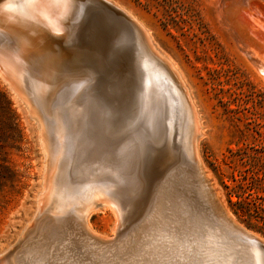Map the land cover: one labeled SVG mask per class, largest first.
Wrapping results in <instances>:
<instances>
[{
	"label": "rangeland",
	"instance_id": "374dc122",
	"mask_svg": "<svg viewBox=\"0 0 264 264\" xmlns=\"http://www.w3.org/2000/svg\"><path fill=\"white\" fill-rule=\"evenodd\" d=\"M13 1H7L6 12L11 10ZM77 1L53 0L56 14L51 20L58 25L57 31L48 30L50 23L41 21L39 24V28L44 30L48 28L47 37L51 40L46 51L59 66L50 77L48 75L47 81L38 93L25 82L19 81V76L16 79L6 73L0 65V71L3 73L0 72V75L8 81L7 84L0 76V88L5 92L17 116L21 135L17 149H11L9 156L10 163L18 175V181L0 197L3 204L0 213V250L4 249L7 243L14 239L15 233L24 226L30 228L32 232L34 223L41 215L47 219L61 215L68 217L73 216L76 211L80 212L92 206L95 209L88 216L89 226L98 234L110 236L108 240H116L119 243L124 238L120 245L127 242L124 249L120 250V254L118 252L116 260L114 257V260L111 258L112 262H109L111 259H107V264H150V262L151 264H251L252 258L245 250H239L227 243V234L220 226L217 214L224 221L228 220L221 209L217 210V207L215 209L214 203L215 200L219 202L230 220L238 224L239 221L232 214L227 201L229 190L241 182L242 177L249 179L255 176L260 179L261 185H264V73L259 72L247 58L249 56L262 59L260 61L264 63V0H112L131 12L146 27L158 50L173 61L187 84L202 126V136L198 137L197 151L203 174L198 173L200 170L190 156L189 144L192 136L189 132L192 127L189 125V115L180 91L171 80L166 82L164 79V133L157 146L158 150L163 151L154 152L156 158L153 160L152 174L129 187L103 169L101 158L93 155L85 160L84 164L81 162V168L83 166L86 171L81 169L72 183L68 185L65 183L66 186L62 182L60 186H55V196L43 208V214L38 211L35 216L37 196L39 197L38 193L43 189L44 156L36 121L30 117L26 105L19 97L29 101L39 113L50 154L59 151L63 156L82 147H93L92 141L77 138L73 132L64 128L61 121L65 111H75L78 117L82 118L84 113L88 114L96 110L98 106L92 102L93 97L90 98L95 92L102 98L106 118L119 123L120 134L129 133L121 137L115 146L125 145L135 137L147 133L148 110L153 108L152 105L157 98L147 97L145 91L144 95L137 97L133 104L129 103L122 81L104 76L100 72L101 67L89 63L84 58L82 49L74 42L70 26L75 13L74 4ZM245 34L249 35L246 37ZM34 45L40 48L44 42L37 40ZM244 47L246 51L248 50V56L243 53ZM1 50L2 39H0L2 54ZM142 78L139 81L140 93L143 91ZM155 80L160 81V79ZM9 84L17 91L16 93ZM102 84H105V87ZM109 88L111 90H108ZM104 94L110 98L104 97ZM112 97L113 99L115 97V100ZM143 107L146 111L142 109ZM183 112L185 114L182 116ZM98 121L99 118L92 129V133L94 132L92 135L95 134L99 140L100 121ZM131 130L133 132H130ZM184 131H187L188 136ZM184 138H190V140L185 139V142H189V147L185 146L187 142L184 144ZM65 167L63 165L62 169L65 170ZM199 178H202V181ZM225 185L228 186L227 189ZM84 196L89 198L82 200ZM102 198L119 203L114 234L111 229L115 216L108 206H101ZM229 198L231 201L236 200L234 196ZM56 199L63 200L64 203L61 204L59 211L54 206ZM148 214L151 219L148 218ZM33 216V220H30ZM38 232L39 237L34 234L36 237L33 238L39 240L41 237L40 245L56 242L47 229L41 228ZM82 239L84 241L82 240L75 248L76 252L79 251L75 259L82 254L81 258L78 256L77 259L79 264L91 262L95 264L94 254L97 252L94 250L98 249L97 239L93 241L86 237ZM134 243L140 245L136 249L133 247V250L140 254L132 250ZM28 246L30 247L28 244L22 250H28ZM42 246L39 247L40 253H47V249L43 251L46 246L45 248ZM49 246H47L48 252L53 254L51 249L54 246ZM130 248L132 252L129 251ZM88 255H94V258ZM141 255H145V258L143 259L144 256ZM30 257L26 264H33V261L38 264L40 259L39 264H49L46 260L43 263L44 258L42 259L41 256L38 258L32 256L34 260ZM20 258H23L20 259V264H24V257ZM119 258L126 261L121 262ZM53 259H49L50 263L54 261L56 264V258ZM81 259L82 261H79Z\"/></svg>",
	"mask_w": 264,
	"mask_h": 264
},
{
	"label": "bare ground",
	"instance_id": "6f19581e",
	"mask_svg": "<svg viewBox=\"0 0 264 264\" xmlns=\"http://www.w3.org/2000/svg\"><path fill=\"white\" fill-rule=\"evenodd\" d=\"M7 1H9V0H7ZM65 1H67V0H65ZM107 1L110 2L112 5H114L115 7H117L118 9H120L124 14H126L131 19V21L138 27V29L140 30V32H141V34L143 36V39H144V41L146 43V46H147L148 50L150 51V53L158 61H160V63L162 64V66L164 68V70H162V74L161 75H158L157 72L155 71V79H160V81L155 80L154 84H151V85H150V82H149V85L150 86L146 90L147 97H153V96L154 97H157L156 98V101L152 105L153 108L148 110V112H149L148 113V118H147L148 119V121H147L148 126L146 125L147 126V129H148L147 130V133L146 134L144 133V135H142L140 137H135L134 139L130 140V142L127 143V144H125V145L115 146V144H118V142L121 139V137H123L125 135H128L129 133L120 134L118 132L119 131L118 130L119 123L117 121H115V120L111 121V119L109 120L108 118H106L105 111H104V108H103V105H102V98L99 96V94L97 92H95L93 96L91 95V97H90V95H87V97L88 96L90 98L93 97L92 98V102H94L96 104L95 106H98L97 109L95 108L96 110H93L92 111L93 113L92 112H90L88 114L84 113V116L82 118H80V116L78 117V115L75 113V111H73V112L65 111L64 114H63V120L61 121L63 123L64 128L67 129V130H69V131H71V132H73V134L77 138L83 139L85 141H92L93 147L92 148H90L89 146H86V147H89V148H86V147L83 148L82 147L79 150L66 153L64 156L61 155V153H59V151H57V153H54V154L51 153L50 154V151L47 148V141H46V138L44 136L45 134H44V131H43V125H42V121H41V117L39 116V113L36 111V109H34L31 106V104L29 103V101H27V100L19 97L20 100L22 99L24 105H26L30 117L33 118L36 121L37 129H38V132H39L38 134H39V142H40V145H41L40 147L42 148L43 156H44V159H43L44 160V162H43L44 163L43 164L44 165V171H43V176H42V179H43V189H42L41 193L40 192L38 193V194H40L39 197L37 196L38 200L36 199L37 200V202H36L37 204H36V207H35V210H34L35 216L37 215V212L38 211L41 214H43V208L46 205H48L49 202L51 201V199L55 196V194H54V192H55V186L56 185L60 186V184L62 182H63V185H66V184L68 185V184L72 183V181H74V179H76V176L79 175L78 173L80 172V170L83 169V166H82V168L80 166L81 165V162L84 164V161L85 160H88V158L90 159V157H92L93 155H97V156H99L101 158V160H102L101 163H102V168L103 169H105L106 171L110 172V174L111 175H114V177H116V179L118 181H121L123 184H125L126 186H129V187L132 186V185H134V184H136L140 180L144 179L145 177H147V175L152 174V172H153V170H152V168H153V160L156 158L155 153H158V152L163 151L162 149L161 150H158L157 146L160 143V141L162 139V136H163V133H164V121H165L164 120V116H163V110H164V107H165V104H164V97H165V95L163 93V89H164L163 85L165 83L164 82V79H165V81L166 80L167 81L168 80H171V82H173L172 84H176L177 88L180 91V94H181L180 96H182L183 103L186 106L187 114L189 115V125L192 127L191 128V131L189 132L191 134V136H192V139L190 141V144L187 141H186L187 142V145L185 144L186 143L185 142V139H189L190 140V138H184V141L183 142H184L185 146H188V144L190 145V151H189L190 152V156H191V158H192L195 166L201 171V172L199 171L198 173H202L203 174V170H202L201 165H200L198 151H197L198 150L197 149V146H198L197 141L199 139L198 137L202 136V126H201V123H200L199 114L197 112V109H196V106H195V104L193 102V99H192V97L190 95L189 88H188L187 84L185 83L182 75L180 74L178 68L175 66V64L173 63V61L169 57H167L165 54H163L161 52V50H158V48L156 47V44L154 43V41H153V39H152L149 31L146 29V27L131 12H129L128 10H125V8H123L121 5L116 4L117 2L112 1V0H107ZM13 2L14 3H13V5H11V7H10L11 10L9 9L10 10L9 12H6V9H7L6 4L4 5V7L2 9H0V39H2V50H1V52H3L2 54L0 53V60H1L0 61V65H1V68L4 69V71L6 73H8L9 75H12V77H14L16 79L19 76L20 77V80L19 81L25 82L26 84H28L33 89L34 92H37L38 93L41 90V88L43 87L44 83L47 81L48 75L50 77V75L55 70L57 71V67L59 66V64H57L55 62V60H53L50 56H48L49 54H47V51H46L47 50L46 48L49 45L50 40H51V39H48V37H47V31L48 30H55V31L58 30L57 29L58 25L56 24V22H53L51 20L52 17L56 14L55 13V5L53 4L54 3L53 0H14ZM229 10H230V8H229ZM60 11H63V10H60ZM254 14H255V12H254ZM76 15H77V12L74 13V17ZM229 15H230V13H229ZM232 16H234V15H232ZM41 21L42 22H46V23H50L48 25L49 26L48 27L49 29L47 28L48 30L47 29L44 30L42 28H39V24H40ZM78 25H80V24H78ZM235 29H237V28L235 27ZM246 35L247 34H245V36ZM37 40H41L42 42H44V45L42 47H40V48H38L37 46H35L34 45V42H36ZM72 50H73V48H72ZM247 51H246V48L244 47L243 53H244L245 56H248V52ZM259 52L262 53L263 51H259ZM247 58H249L250 63L259 72L264 73V63H262L260 61L262 59L258 60V59L254 58V57H249V56ZM65 63L67 64L68 63V60L65 61ZM89 65L90 64H88V66ZM31 70H32V74H31ZM91 70L93 71L92 68H91ZM70 71H69V73H71ZM0 76L3 79H5L3 81H5V82L7 81L6 78H4V76H2V75H0ZM102 83H104V82H102ZM9 85L8 86L13 90V92L16 93L17 91L13 88V86L11 84H9ZM102 85L104 86L105 84H102ZM106 86H107V83H106ZM108 90H111V88H109ZM114 91H112V92H114ZM178 93H177V96H179ZM86 94H87V91H86ZM167 94H169V93H167ZM115 95H117V94H115ZM17 96H19V95H17ZM103 96L105 97L106 95L104 94ZM106 98H110V97L106 96ZM37 99H39V98H37ZM112 99H113V97H112ZM109 100H111V99H109ZM113 100H115V97H114ZM120 100H121V98H120ZM91 104H93V103H91ZM118 104H119V102H118ZM147 105H146V107H147ZM174 105H176V104H174ZM168 108H170V107H168ZM142 109H144V107ZM145 111H144V113H145ZM165 111H167V110H165ZM184 114L185 113L183 112L182 116ZM170 115H171V113H170ZM97 118H99V121H100V122L98 121L99 124H100V126H99L100 127V133L98 135L100 137L99 140H98V138L96 137L95 134L92 135L94 133V132L92 133V129H93V127L95 126V124L97 122ZM167 122L170 123V121H167ZM167 127H169V126L167 125ZM94 129L97 130L98 128L97 129L94 128ZM130 132H133V130H131ZM184 133H187V131H184ZM187 136H188V133H187ZM187 136L185 135V137H187ZM169 137L170 136L168 135V140L170 139ZM181 137H183V136H181ZM168 143L170 144V142H168ZM185 148L186 149H189L187 147H185ZM63 165L66 166L65 167V170L62 169ZM83 171H86V170L83 169ZM59 172H62V173H60L61 175L59 174ZM85 175H88V174H85ZM56 176H58V177H56ZM204 184H206V183H204ZM41 185H42V183H41ZM211 195L213 196V199H214L215 198L214 195L212 193H211ZM88 198L89 197H85L84 196V198L82 200H87ZM101 201H102L101 206H104V207L105 206H108L109 209L114 213L115 221H114L113 227L111 229L112 233L114 234L115 231H116L117 220H118L116 216H117V213H118V210H119V205H118L119 203L117 201H113V200L112 201L111 200L107 201L106 198L105 199L102 198ZM209 201H211V200L209 199ZM61 204L62 205L64 204L63 203V200L56 199L54 206H56V209H58V211L60 209ZM214 205H215V209H216V207H217V210L218 209H221L223 211V213H224L225 218L227 220H230V218L227 216L226 212L223 210V208H222V206L220 205L219 202H217L215 200ZM213 207L214 206H212V208ZM93 209H95V208L91 206L90 208H86L83 211L82 210L80 212L76 211L73 216L65 217L64 215H61V216H59L57 218L55 216H53L54 219H47V218H45V217H43L41 215L40 218L34 223V225H33L34 227H33L32 233L37 234V232L41 228L47 229L48 232L52 235V237L56 241L54 244H53V242H51L52 244L49 243L50 246H52V245L54 246V248L51 249V250H53L52 251L53 254H51V252L50 253L48 252L47 246H49V244H46L45 245L46 248H45V246L40 245V243L42 244V242L40 241V238L41 237L39 238V240H38V238H35V239L32 238V239H34V242L31 245V243H32V241H31L30 247L28 246L29 249L28 250H25V251L22 250L24 252H23V255L21 257H24V264H26L25 262H27L29 260V256H31L30 259L32 258V256H33V258L34 257H37L38 258L39 256H41L42 259L44 258L42 260V262L44 260H46V261H49V264H51V263L54 264V261H52L50 263L51 260H49V259H51V258H54L53 260H55V258H56V260H55V263L56 264L57 263L67 264L66 262H69V261H72L73 262L71 264H79V262L77 261V259L81 258V255L82 254L81 255H78L80 257L78 258V256H77V259H75L76 258V253L79 252L78 250L76 252L75 248H76L77 244H79L83 240L82 237H86L90 241H93L94 239H97L96 242H97V245H98V249L96 248L97 251L94 250L95 252H97L96 254H94V255H96L95 261H96L97 264H107L106 263L107 259L109 260L111 258L113 260L115 258V260H116L118 252L120 254V252H121L120 250L122 248L124 249V247H125L124 245L127 242L120 245L119 243L121 241H123L124 238L118 243L116 240L115 241L114 240H108V239H110V236L98 234L97 232H95L89 226V223H88V216H89L90 212L93 211ZM99 209H101V208H99ZM156 212H158V211H156ZM151 213H152V211H151ZM217 215H218V222L220 223V226L222 227V229H224L225 231H229L230 230V227H229L230 224H229V222L228 221H224L219 214H217ZM148 216H149V214H148ZM62 217H65V218H62ZM33 218H34V216L30 220H33ZM58 218H62V219H58ZM148 218H150V216ZM153 219H155V218L153 217ZM157 219H159V218H157ZM157 219H156V222H157ZM160 221H161V218H160ZM145 222H147V221H145ZM28 223H30V221ZM28 223H27V225H29ZM141 223H139V225ZM149 228H151V227H149ZM152 232H153V230H152ZM131 233H132V231H131ZM40 234L42 235V232ZM132 234H134V233H132ZM146 234H147V232H146ZM154 234H156V233H154ZM149 235H151V234H149ZM34 236L36 237V235H34ZM128 236H129V234H128ZM152 236H154V235H152ZM207 236L209 237V235H207ZM37 237H39V235ZM127 237H126V239H127ZM138 237H140V236H138ZM158 237H159V235H158ZM65 239H67L66 240L67 241L66 243H65ZM226 240L228 241L227 243H229L230 245H233L234 248L236 247L239 250H241V249L242 250H245L246 253H248V255L251 256V258H252L251 264H260L259 263V259H258V253H257V250L255 248L245 247V246L244 247H239V246L235 245V243H233L229 239L228 235H227ZM39 241H40V243H39ZM42 241H43V239H42ZM47 241H49V239ZM90 241H87V242H90ZM44 242H43V245L45 244ZM136 243H134V246H132V250H133V247L135 249L136 248H139L138 246H140V245L138 244V246H137V245H135ZM157 243H158V241H157ZM157 245H156V247H158ZM40 246H42V248H45L43 250L44 252L47 249V253L46 252L45 253L42 252L43 254H41L40 253V249H39ZM88 247H90V246H88ZM226 247H227V245H226ZM92 248H93V245H92ZM149 248L151 249V247H149ZM164 248L165 247H163V249ZM216 248H217V246H216ZM128 249H129V247H128ZM147 249L148 248H146V250ZM132 250L130 248L129 251L132 252ZM230 250L232 251V249H230ZM26 251H28V252H26ZM134 252L136 253L137 251L135 250ZM151 252H152V250H151ZM174 252H176V249H175ZM137 253L140 254L139 252H137ZM85 254H86V252H85ZM138 254H136V255L134 254V255L137 256ZM94 255H88V257L89 256H93V258H94ZM125 255H127V254L125 253ZM141 256H144L143 259L145 258V255H141ZM149 256H150V254H149ZM230 257H231V255H230ZM121 258H123V257H121ZM160 258H161V256H160ZM20 259L23 260V258H20ZM91 259L92 258H90V261H91ZM112 259L109 262H112L113 261ZM40 260H39V263H40ZM122 260H121V262H125L126 261V260L125 261H122ZM128 260L130 261V259H128ZM160 260H162V259H160ZM36 261H37V259H36ZM79 261H82V259L79 260ZM90 261H88V262H90ZM129 261H127V262H129ZM133 261H135V260H133ZM149 261H150V259H149ZM149 261L146 260V262H148V263H149ZM33 262H34L33 264H36L35 261H33ZM121 262H119V263H121ZM136 262H139V261L136 260ZM83 263H85V262H83ZM0 264H4V263H0ZM27 264H29V263H27ZM85 264H93V263L91 262V263H85ZM116 264H118V263H116ZM122 264H124V263H122ZM150 264H151V262H150Z\"/></svg>",
	"mask_w": 264,
	"mask_h": 264
},
{
	"label": "water",
	"instance_id": "95a60500",
	"mask_svg": "<svg viewBox=\"0 0 264 264\" xmlns=\"http://www.w3.org/2000/svg\"><path fill=\"white\" fill-rule=\"evenodd\" d=\"M74 10L77 15L70 26L76 46L89 63L101 67L104 76L122 81L127 100L133 104L154 84L155 71L162 74V64L148 50L138 27L107 0H78ZM228 222L230 230L225 232L229 239L239 247L255 248L259 263L264 264V237L239 222ZM33 236L26 226L15 233L14 239L0 250V263L20 264L22 249L30 245Z\"/></svg>",
	"mask_w": 264,
	"mask_h": 264
},
{
	"label": "trees",
	"instance_id": "16d2710c",
	"mask_svg": "<svg viewBox=\"0 0 264 264\" xmlns=\"http://www.w3.org/2000/svg\"><path fill=\"white\" fill-rule=\"evenodd\" d=\"M20 138L17 116L5 92L0 88V197L18 181L9 156L11 149H17ZM224 187L228 188L226 185ZM228 194L227 201L236 219L264 237V185H261L260 179L255 176L249 179L242 177L241 182L231 188ZM230 196H234L236 200L231 201ZM2 208L0 199V213Z\"/></svg>",
	"mask_w": 264,
	"mask_h": 264
},
{
	"label": "clouds",
	"instance_id": "9594fccd",
	"mask_svg": "<svg viewBox=\"0 0 264 264\" xmlns=\"http://www.w3.org/2000/svg\"><path fill=\"white\" fill-rule=\"evenodd\" d=\"M6 3L7 0H0V9H2Z\"/></svg>",
	"mask_w": 264,
	"mask_h": 264
}]
</instances>
